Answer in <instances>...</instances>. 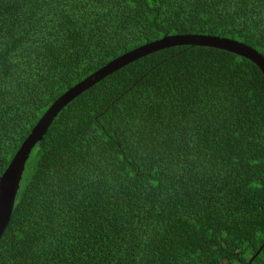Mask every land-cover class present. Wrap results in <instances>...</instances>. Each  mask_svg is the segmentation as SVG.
I'll return each instance as SVG.
<instances>
[{"label":"trees","instance_id":"16d2710c","mask_svg":"<svg viewBox=\"0 0 264 264\" xmlns=\"http://www.w3.org/2000/svg\"><path fill=\"white\" fill-rule=\"evenodd\" d=\"M264 56V0H0V179L46 112L172 36ZM0 264H264V75L171 47L66 106L31 153Z\"/></svg>","mask_w":264,"mask_h":264},{"label":"water","instance_id":"95a60500","mask_svg":"<svg viewBox=\"0 0 264 264\" xmlns=\"http://www.w3.org/2000/svg\"><path fill=\"white\" fill-rule=\"evenodd\" d=\"M198 46L227 51L254 63L264 75V56L257 50L241 42L211 36H172L136 49L108 64L82 83L63 95L42 117L15 155L9 168L0 179V241L3 238L14 213L18 193L21 189L24 172L32 151L43 141L53 122L61 111L77 97L90 90L102 80L150 54L171 47Z\"/></svg>","mask_w":264,"mask_h":264}]
</instances>
